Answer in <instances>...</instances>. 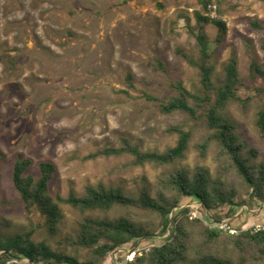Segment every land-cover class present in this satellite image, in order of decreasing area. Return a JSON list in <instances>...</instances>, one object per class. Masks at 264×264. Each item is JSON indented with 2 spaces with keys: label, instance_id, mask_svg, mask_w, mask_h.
I'll list each match as a JSON object with an SVG mask.
<instances>
[{
  "label": "rangeland",
  "instance_id": "obj_1",
  "mask_svg": "<svg viewBox=\"0 0 264 264\" xmlns=\"http://www.w3.org/2000/svg\"><path fill=\"white\" fill-rule=\"evenodd\" d=\"M203 1L0 0V232L13 234L34 227L36 242L86 260L92 250L74 241L80 221L127 212L125 208L82 212L64 203V222L52 232L39 208L29 209L14 186L13 166L20 153L32 160L27 173L35 176L40 175V162L56 165L50 191L63 198L71 191L83 195L87 186L101 183L120 186L131 196L145 187L156 195L158 181L180 168L191 174L205 168L212 182L234 192L235 201L250 198L251 189L222 154L218 141H209L206 155L198 147L214 132L205 117L208 103L190 98L198 109L196 117L180 110L169 114L160 110L161 102L177 93L173 87L177 81L192 93L205 95L196 13L206 14L216 4L217 19L226 22L227 32L222 35L213 23L202 24L209 61L215 66L213 79L221 84L226 63L237 57L238 94L245 101L229 104L223 114L238 126L247 143L241 155L248 159L256 179L261 175L264 136L257 116L264 108V95L258 92L264 88V77L254 75L251 64L264 65V0H208L207 9ZM146 94L157 99L150 100ZM174 126L190 132L191 138L185 156L173 163L137 164L128 153L93 156L106 147H121L123 137L143 151L165 152L178 142ZM260 194L251 210L264 209V184ZM190 200L185 198L184 203L197 206L196 200ZM229 212L227 204L212 214L227 218ZM134 213L139 220L154 223L146 213ZM250 213L249 218L258 215ZM204 218L209 222L208 216ZM242 219V214L232 218L235 224L243 223ZM161 228H156L157 237L142 244L164 242L170 231L162 235ZM226 247L232 251L231 243ZM233 257L237 263L264 264L252 246ZM103 264L116 263L108 254Z\"/></svg>",
  "mask_w": 264,
  "mask_h": 264
},
{
  "label": "trees",
  "instance_id": "obj_2",
  "mask_svg": "<svg viewBox=\"0 0 264 264\" xmlns=\"http://www.w3.org/2000/svg\"><path fill=\"white\" fill-rule=\"evenodd\" d=\"M203 4L206 9L210 5L208 0L203 1ZM196 16L201 28L197 37L202 44V61L199 66L205 95L192 93L182 81H177L173 84L177 93L161 102L160 110L167 114L180 110L196 117L198 109L190 103V98L197 103H208L205 117L208 127L214 132L198 147L202 155H206L209 141L212 139L218 141L222 154L231 159L238 174L249 190L251 189L250 198L235 201L234 192L225 191L219 183L212 182L209 171L205 168H198L194 174L180 168L161 178L158 181L156 195L145 187L138 196H131L120 186H106L101 183L97 186H87L83 195L71 191L67 198H63L60 194L53 195L50 191V184L57 171L56 165L51 161L40 162V175L35 176L27 173L32 160L20 153L13 166L14 186L29 209L32 206L39 208L52 232H57L64 222V203L82 212H109L115 208H125L127 212L115 218L88 216L80 221L74 241L92 250V256L86 260H80L78 256L67 252L55 251L45 242H36L32 238L36 231L33 227L13 234L0 232L1 262H6L14 256H24L35 264H103L107 255L120 247L126 244L135 246L146 238L157 237L156 228L159 226L162 227L160 230L162 235L170 231L164 242L157 243L149 251L137 255L129 264H244L243 261L235 262L233 254L243 252L250 246L256 248L258 255L264 258V229L232 234L212 224L214 221L225 219L213 215L212 211L227 204L230 207L227 218H233L240 206L253 207L252 204L261 196L264 168L256 179L248 159L241 155L247 148V143L238 133V126L223 114L229 104L245 101L238 94L241 81L237 57L232 56L226 63L225 77L221 84L216 85L213 79L215 66L209 61L208 38L202 29V24L213 23L220 29L222 35L227 32V24L223 20L211 18L207 13L197 12ZM179 52L183 53L180 50ZM183 55L188 58L187 54L183 53ZM251 70L254 75L264 77V65L252 63ZM258 92L264 95V88L258 89ZM146 96L150 100L157 99L149 94ZM257 126L264 136V108L258 112ZM172 129L179 133V139L175 146L165 152L143 151L123 137L121 147H106L93 156L128 153L135 157L137 164L173 163L185 156L191 134L179 126H174ZM252 154L256 156L257 151L252 150ZM0 155H3L1 150ZM169 190L174 191L175 194L169 195ZM185 198H190V201L196 200L201 204L199 209L201 216L193 217L190 214L193 209L190 205H185ZM134 210L151 216L154 223L148 224L139 220ZM205 216H208L209 222H205ZM170 222L173 223L171 230ZM230 222L234 223L233 220ZM229 243L233 246L231 252L227 251L226 247Z\"/></svg>",
  "mask_w": 264,
  "mask_h": 264
},
{
  "label": "built area",
  "instance_id": "obj_3",
  "mask_svg": "<svg viewBox=\"0 0 264 264\" xmlns=\"http://www.w3.org/2000/svg\"><path fill=\"white\" fill-rule=\"evenodd\" d=\"M207 15L210 16L211 18H217V5L216 4H211L209 6V11L207 12ZM185 205H190L192 207V211H191V215L193 217H199L201 216L200 213V208H201V204L198 202L197 206H194L193 204L189 203V204H185ZM244 208H248V206H245L241 209L240 214L237 215H241L242 212L244 211ZM248 210L251 211L250 208H248ZM236 215V216H237ZM232 220V218H225L219 222L214 221L212 224L215 227H218L219 229L225 230L229 233L235 234V233H239L240 231H247V230H252V231H259L264 229V224H253V225H249L246 223H242L240 224H234L231 223L230 221ZM157 243L155 242H149L147 244H142V241L139 242V244L133 246L131 244H126L122 247H120L119 249H117L116 251L112 252L110 254V256L113 258L114 262L116 264H129V262L135 260L137 255H141L147 251H149L153 246H155ZM114 255V257H113ZM0 264H35L33 263L29 258L24 257V256H14L11 259H9L6 262H1Z\"/></svg>",
  "mask_w": 264,
  "mask_h": 264
},
{
  "label": "crops",
  "instance_id": "obj_4",
  "mask_svg": "<svg viewBox=\"0 0 264 264\" xmlns=\"http://www.w3.org/2000/svg\"><path fill=\"white\" fill-rule=\"evenodd\" d=\"M259 210H261V212L258 213L257 211H259ZM240 212H241V210L238 211L237 214ZM250 212L258 214V215L252 216L249 218L247 215H250L251 214ZM263 213H264V209L262 208V206L259 207L258 209H252L251 211L248 210V212H242L243 219L241 222L249 224V225L264 224V214ZM247 217H248V219H246Z\"/></svg>",
  "mask_w": 264,
  "mask_h": 264
}]
</instances>
